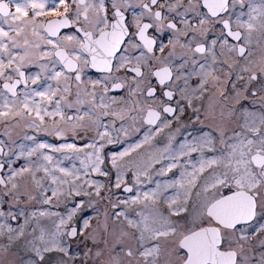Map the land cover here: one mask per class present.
I'll use <instances>...</instances> for the list:
<instances>
[{
	"label": "snow or ice",
	"instance_id": "obj_1",
	"mask_svg": "<svg viewBox=\"0 0 264 264\" xmlns=\"http://www.w3.org/2000/svg\"><path fill=\"white\" fill-rule=\"evenodd\" d=\"M0 125V262L264 264V0H0Z\"/></svg>",
	"mask_w": 264,
	"mask_h": 264
},
{
	"label": "flooded vegetation",
	"instance_id": "obj_2",
	"mask_svg": "<svg viewBox=\"0 0 264 264\" xmlns=\"http://www.w3.org/2000/svg\"><path fill=\"white\" fill-rule=\"evenodd\" d=\"M207 95H210V94H206L205 99L201 102V112H202V113L205 111V109H206V108L208 107V105L211 103V102L208 100ZM189 115H191V113H186V115H185L184 117H182V120H183L185 123H187V120H188V116H189ZM217 115H218V112H217ZM202 119H203V116H202ZM205 124H211L213 127H215V124L213 123V119H212L211 116L209 117V119H208L207 121H205ZM198 126H199V122H194V123L192 124V126L188 129V131H189V132H193V134H195V133H194V129H195L196 127H198ZM205 130H206V129H205ZM2 131H3V125H0V132H2ZM25 131H27L29 134H34V133H32L31 130H25V129H20V128H18V129L16 130V133L14 134V138H16V136H19V137L22 138V137L24 136V134H25ZM166 131H168V130H166ZM181 131L183 132V129H181ZM37 135H38V138H39V139L47 140L48 142L53 143V144H58V143H63V142H64V141L59 140L58 138H55V137H51V136H47V135H43V134H37ZM0 139H3V137L0 136ZM157 139H158V141H159V140L163 139V136L158 137ZM19 142H21V141L18 139V140H17V143H19ZM69 142H71V138H70ZM27 143H30V142H27ZM77 143H83V141H82V140H81V141H77ZM113 150H116V149H113ZM19 163H23V161H20ZM66 163H67V162H66ZM102 195H103V193H102ZM101 203H103V202H101ZM60 210L63 211V205L60 206ZM86 215L94 216V213H93L91 210H89V212L86 213ZM102 219H103V216H102V215H101V216H98V217H95V220H102ZM95 220H94V225H93V226H95ZM103 237H104V233L101 232L99 238H100V239H103ZM89 246H91L90 243H89ZM101 246H103V245H101Z\"/></svg>",
	"mask_w": 264,
	"mask_h": 264
},
{
	"label": "rangeland",
	"instance_id": "obj_3",
	"mask_svg": "<svg viewBox=\"0 0 264 264\" xmlns=\"http://www.w3.org/2000/svg\"><path fill=\"white\" fill-rule=\"evenodd\" d=\"M101 212H103V209H101ZM14 251H15V250H14ZM12 259H13V258L10 257V258L8 259V261L0 262V264H10V262H11Z\"/></svg>",
	"mask_w": 264,
	"mask_h": 264
}]
</instances>
